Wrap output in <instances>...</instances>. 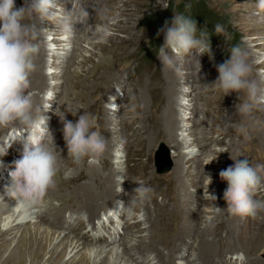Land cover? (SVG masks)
Returning <instances> with one entry per match:
<instances>
[{
	"label": "rangeland",
	"instance_id": "obj_1",
	"mask_svg": "<svg viewBox=\"0 0 264 264\" xmlns=\"http://www.w3.org/2000/svg\"><path fill=\"white\" fill-rule=\"evenodd\" d=\"M188 3L192 7L188 11L184 10L183 13L191 15L196 23L200 24L198 30L205 29L210 33L211 53L200 55L201 58L198 57L199 63L195 58H185L186 76L183 82L182 78L175 76L172 71L162 70L163 65L157 58L156 53L159 43L161 40H164V34L161 33L157 36V31L164 26L168 16L174 17L176 10L178 8H185V4ZM256 3L257 0H105L104 5L100 7V10H97L94 19L90 17L91 14L86 15L85 12L82 14L81 17H84V21L79 25V34H76L81 38L83 34L88 33L89 26L93 28L96 26H107L109 29L108 34L95 35L96 31H91L89 34L91 37H97L93 41L98 45L93 48V45L90 44L91 41H85V38L82 39L81 45L76 46L80 51H77L75 47L77 53L76 56L72 57L73 64H70L71 55L66 58L65 53L71 52L74 45L72 44L71 49H67L64 46L59 30V20L56 18H53L52 21L45 19L32 32V38H35V35L41 32L44 35L43 43L49 46L48 57L46 58L47 62L44 67L37 70L48 75L54 73V76H50L52 80L48 81V85L43 86L42 84L38 86L34 83L33 74L35 72L33 71L30 76L28 91L35 92L38 88L51 90V87L54 86L52 91L54 98L49 102L52 107L48 111L52 124L51 132L55 130L56 124L61 121L60 117L64 115L68 121L76 122L79 115H82L83 112L92 114L97 122L94 130L101 132L103 137L108 134L106 126L109 120H114L115 123H120V120H122V125L119 126L120 129L118 130L119 135L112 136L113 142L111 143L113 145L111 148L117 152L121 145L119 144L116 147V142L122 138V134L124 135L125 141L122 146V153L118 155V158L113 159L117 166L116 176L119 179L118 184L120 183L119 186L118 184L116 185L113 195L116 192L121 193L119 191L122 188L123 192L121 195L122 197L124 196L123 201H129L125 197L128 190L124 184L125 169L130 171L128 182L132 183L133 187L139 186L137 182L150 186L153 189L151 196L154 193V189L159 191L160 194L178 191V194L177 192L172 194L176 195L179 199L176 210L181 208L184 212L188 209L189 216H187L188 214L180 215L181 217L172 216L177 211L172 214L161 211L160 215L162 217L159 219L160 221L157 220L158 224H162L163 218L168 217L166 225L163 226L173 228V225H177L175 230L178 229L180 232L185 229V236L190 237L189 244L196 245V255L202 253L201 249L205 248V246L200 247V240L206 236L208 240L207 247L211 244L213 248L210 249L211 251L208 250L210 252L205 255L204 259L219 256L222 253L214 241L212 239L209 241L210 239H208V237H211L221 229V224L231 229L239 225L238 233L248 236V239L245 241L246 248L241 247L245 252H249L246 251L247 249L254 248L259 235L264 232V213H261L255 219L251 217H233L225 210L227 208L226 201H220L219 198V172L225 168L228 152L231 151V145H234L235 158L240 160L247 159L252 166L264 165V129L262 124L256 123L257 119L254 116V112L259 111V117L264 120V112L261 111L263 105L258 106L250 117L242 119L236 113L234 114L232 110L236 109L235 106L241 101L247 99L244 91L240 93L232 92L225 96L221 91L214 88L210 89L207 93L203 92L204 84L213 85L216 82L219 75L217 66L230 58L228 49L234 45H239L248 53L247 59L252 69L249 79L255 80L261 88H264V13H261L259 16L255 14ZM196 4L203 5L211 15H208L203 20L205 13L203 10H196L194 8ZM15 5H17V8L22 7L24 0H15ZM26 23H33V21H26ZM217 23L224 25L227 32L226 37L220 35L211 36V32L215 34V24ZM169 26H171V23H169ZM33 40L35 42V39ZM53 41L55 43H62V46L58 48L52 45ZM40 43L42 42L40 41ZM57 51L64 54L52 56ZM82 55L85 57L91 55V62H87L84 66L81 65L83 60ZM54 59L60 62L66 59L69 62L67 63L68 67L70 66V73L67 76V87L59 85L61 79L57 77V74H62L63 72L59 70L60 68L53 69L51 67ZM59 66H62V64L59 63ZM133 68L137 69V77L131 81L125 75L127 72H131ZM193 69L200 71V74L198 75L195 72L187 74ZM160 71H163V74ZM189 77H191L190 80L188 79ZM65 79L64 77L62 81ZM90 82H92V85ZM199 83L202 84L201 90L195 88ZM88 88L91 89L87 90ZM199 92H201L202 100L199 104H196L195 100L190 99V95L193 93L198 95ZM112 98L115 99V102L112 101ZM188 101L194 105L193 109L188 110V107L184 108ZM60 105L63 106L64 112L58 110ZM171 109L174 113H178L179 139L181 140L184 136H187L189 142L181 146L182 149L173 147V142L168 133L170 127H173L170 118L173 113ZM72 111H77V115L73 116ZM108 113L110 115H106ZM204 114L207 115V124L202 137L207 139V141L210 140L209 145L205 147L209 149L206 150L205 148L200 149L198 147L206 141H202L201 139L196 140V133L200 128L197 129L195 124L189 122V117L195 119V115H202L200 118H203ZM107 117H109V120ZM238 119L240 122H234V120L238 121ZM227 122L229 123L226 125ZM59 139L62 140L58 145L57 151L60 148H64L63 150L66 152L65 167L57 176L58 180L63 173L61 176L62 181L57 183V187H55L60 188V192H56L55 188L52 189L53 191L49 190V192L65 196L76 187V183L68 180L71 176L70 174L73 173L71 169L76 165L68 157L63 132L56 137V140ZM190 144L192 145L190 146ZM164 147L168 148L172 164H174V160L176 159L178 165L176 170H173L174 166H172V169L168 173L161 175L156 174V171L162 173L165 167L161 166L162 162L160 160V167L164 168L158 170L156 156ZM112 149L111 151H113ZM193 149H196L197 154L189 155V152ZM104 153L99 159H102L103 163L111 165L110 158L104 155ZM205 165H213L210 171L213 175L203 178L204 180L202 179V182L197 186L199 168ZM90 167L92 166L83 163L76 167V172L85 175L86 170L90 169ZM261 175L264 176V171H261ZM119 176L123 177L122 181ZM8 181L10 183V180ZM62 182L71 183L66 184L68 187H62ZM80 184L87 185L89 183L86 180ZM5 185L7 184H0V186ZM49 192L48 194H51ZM208 193L209 195H215L217 199L213 201ZM263 193L264 189L262 194L256 192L255 198L264 200ZM155 196L156 193H154ZM84 199L75 197L76 205L78 201L82 202ZM149 202H151V199L144 202L136 201L135 204H128L134 211L135 206H144ZM154 207L150 206V208H153L151 209L153 212L161 210ZM217 208H220V210L218 211ZM71 210L80 213L77 209L72 208ZM194 219L197 220L193 221ZM10 222L11 214L0 216V235L4 234L1 238L6 235L8 238L5 242L6 247L3 254L24 241L22 239L25 235L19 230L16 232L12 231L11 234L10 232L6 233ZM24 226H31V223H26ZM46 227L48 226L46 225ZM55 227L60 228L59 230L65 228L63 225H55ZM70 230L84 241L92 243L87 240L86 235L81 234L76 229L70 228ZM178 230L176 236L178 235L179 239V234L182 232L180 233ZM135 235L130 234V236H125L124 239L126 241L128 238L134 239V241L139 240L133 237ZM156 238L163 239L161 235L156 233L150 237L148 241L149 246L147 245V247H152ZM259 239L264 241V236L261 235ZM123 240L122 242H124ZM122 242L110 245L109 248H119ZM150 242L153 243L150 244ZM240 244H242V240H240ZM10 245L11 247H9ZM60 245H62V242ZM65 247L68 252L66 259H69L74 253H71L67 246ZM227 248L228 250L226 251L232 249V247ZM255 249H259V247L256 246ZM203 251L206 252V249H203ZM222 262L224 261L219 263L223 264Z\"/></svg>",
	"mask_w": 264,
	"mask_h": 264
},
{
	"label": "clouds",
	"instance_id": "obj_2",
	"mask_svg": "<svg viewBox=\"0 0 264 264\" xmlns=\"http://www.w3.org/2000/svg\"><path fill=\"white\" fill-rule=\"evenodd\" d=\"M191 7L190 3L185 4V11ZM255 7L256 15L264 13V0H257ZM37 18L40 22L45 19L52 21L53 18L59 20L64 46L71 49L75 36L73 11L61 9L58 0H24V5L19 8L15 0H0V128L13 129V135L0 144V156L7 154L15 142L23 145L21 158L14 162V170L9 172L10 183L4 186V193L15 199V208L28 216L39 210L42 197L56 187L61 158L60 152L58 156L55 151L53 134L48 126L49 117L44 115L52 105H37L33 94L28 91L31 73L36 68L34 60L39 52V44L32 39L36 25L26 21ZM89 28L93 31L91 26ZM97 30L103 34L109 31L107 26H96L93 32ZM161 33L164 34V44L158 48L156 56L163 65L162 70L172 71L184 82L185 58L192 56L197 59L205 53L210 54V33L205 29L198 30L191 15L180 12L174 15L171 26L165 21L157 36ZM215 34L226 37L224 25L215 24ZM228 51L230 58L217 66L219 75L216 82L213 85L204 84L203 92L214 88L225 96L244 91L247 99L235 107L237 115L245 119L258 106L264 105V88L249 79L252 69L247 59L248 53L239 45L231 46ZM77 111H72V115H77ZM60 120L68 157L73 164L98 165L107 141L101 132L94 130L97 123L95 117L83 112L76 122L68 121L65 115ZM192 154H197L196 149L192 150ZM232 160L234 166L219 172L220 179L227 183L223 193L227 203L225 210L233 217L255 219L264 213V200L255 198L256 190L264 184V176L261 175L264 165L252 166L247 159ZM120 179L122 181L123 177ZM137 183L139 186L133 190L130 201L135 203L150 199L153 189ZM209 197L213 201L217 199L215 195Z\"/></svg>",
	"mask_w": 264,
	"mask_h": 264
},
{
	"label": "bare ground",
	"instance_id": "obj_3",
	"mask_svg": "<svg viewBox=\"0 0 264 264\" xmlns=\"http://www.w3.org/2000/svg\"><path fill=\"white\" fill-rule=\"evenodd\" d=\"M33 23L37 27L40 24V20L37 18L35 21H33ZM92 29L94 31L95 27L94 28L92 27ZM91 31L92 30L89 29L88 33L83 34V36L81 38H79V36L75 33L74 39L72 41V44L74 45V47H73L71 52L68 51V52L65 53V57L66 58L71 55V60H70L71 63L70 64H73L72 63L73 62L72 61V59H73L72 57L76 56V53L79 50L76 46H80L81 45L80 42L82 41V39L85 38V41H89V42L91 41L90 44L93 45V48H94V46L96 47L98 45L97 43H94V41H93L97 37H95V38L91 37V35L89 34ZM95 35H104V34L101 33L99 30H97L95 32ZM32 39H35V42L39 44V52L36 55L35 60H34L36 68L34 70L35 73L33 74L34 75L33 76V80H34V83L37 84L38 86H41L42 84H43V86H46V85H48V81L52 80L50 76H54L53 75L54 73L51 74V75H48V74H44L42 71H38L37 69H41L46 64V62H47L46 58L48 57V51H49L48 47L49 46H48V44H46V43L44 44L43 43L44 35L41 32L40 33L38 32L35 35V38H32ZM40 41L42 43H40ZM61 44L62 43H58V42L55 43L54 41L52 42V45H55L58 48L62 46ZM75 47L77 48V51H75ZM58 54L63 55L64 53H61V52L57 51L56 53H53L52 56H54V55L57 56ZM82 57H83V60H82V64L81 65L84 66L87 62H91V59H92L91 55L90 56H86V57L82 55ZM59 63L62 64V66H59ZM67 63H69V62H67L66 59H65V61H62V62L56 61L54 59L53 60V64L51 65V67L53 69H56V68L59 69L60 68L59 70H61V72H63L62 74H57V77L61 79V83H59V85L61 87H64V86L67 87V84H68L67 83V80H68L67 76L70 73V66L68 67ZM83 66H82V68H83ZM191 72L192 73L195 72L198 75L200 74V71H198L196 69H193V70L189 71L187 74H189ZM100 76H102V75H100ZM64 77L66 79L62 81V79H64ZM88 78H91V77H88ZM190 78L191 77H189L188 79L190 80ZM193 80H194V78H193ZM90 84L92 85V82H90ZM91 88H88L87 90H90ZM195 88H197L198 90H201L202 89V84L201 83L197 84V86ZM53 89H54V86L51 87V90H49V91H53ZM68 97H69V95H68ZM190 97H191L190 98L191 100L192 99L195 100L196 104H199L201 102V100H202L201 99V92H199L198 95H195V93H193V94L190 95ZM63 106H64V104H63ZM63 106L60 105V108H58V110H62L63 111ZM186 107H188V110H190V109L194 108V105L192 104V102L188 101L185 104L184 108H186ZM88 109H89V107H88ZM261 111L264 112V105L262 106ZM261 111H260V113H262ZM232 112L235 114L236 113V109L232 110ZM258 112L259 111L254 112V116L257 119L256 123L257 124H262L263 125V129H264V120H263V118L259 117ZM106 115H110V114L108 113ZM171 116L172 117H170V118H171V121L173 123V127H170L168 133H169V136L171 138V141L173 142L172 143L173 147H177L178 149H180L181 146L186 145L189 142L187 140V136H184L181 140L179 139V135H178V127H179L178 113H174V111H173ZM200 117H202V115L201 116L195 115L194 116L195 119H191L189 117V122H191L192 124H195L197 126V129L200 128V130L198 129V131L196 133V140H200L201 139L202 141H206L203 144H201L200 146H198L201 149V148H205L207 145H209L210 140L207 141V139L202 137L203 134H204L203 133L204 130H206V124H207L206 123V118H207V115L204 114L203 118H200ZM233 118H235V117H233ZM107 119L109 120V117H107ZM234 122L238 123L240 121L238 119V121L234 120ZM107 123L108 124H107L106 127L108 129L107 130L108 134L105 135L106 138L104 137L105 140L107 141V146H106V150H105L104 155L108 156L110 159L113 160L115 158H118V155L122 153V146L124 145L125 137L122 134V138L116 142V147H118L119 144L121 146L119 147L118 151L115 152V150H113L111 148V146H113V145H111V143L113 142L112 141V136H118L119 135L118 134L119 133L118 130L120 129L119 126L122 125V120H120V123H115L114 120H112V121L109 120V122H107ZM62 128H63V125H62V123L60 121V122H58L56 124L55 130L52 132L53 139H54V145L56 147L55 151H57V147H58L60 141L62 140V139L56 140V137H58L59 134L62 132ZM113 130H115V131L112 132ZM121 130H122V128H121ZM191 145L192 144H190V146ZM110 148L113 151H111ZM230 148H231V151L228 152L227 160H226V164H225V168L224 169H226L229 166H233L234 161L232 159H236L235 155H234V145H231ZM190 154H192V151L189 152V155ZM68 161H69V159H68ZM177 165H178V163L176 162V159H175L174 160V169L173 170H176ZM77 166L78 165L74 166L73 168L71 167L72 168L71 171L73 173H71L70 175L78 173V172L75 171ZM212 168H213V165H209V166L205 165V166H201L199 168V176L197 177L198 178L197 186H199V183L202 182L203 178H205L206 176H212L213 175L210 172L212 170ZM92 175H93V177H96V176L101 177L100 182L97 185L98 188L100 189L99 191H94V189L92 188L95 185L93 180H91L90 184L81 185L80 184L81 181H79V178L75 177V178L72 179V182L76 183V187H74L75 189L74 190H70L65 196H59L60 198H63L62 200H64V199L65 200H71L72 197L68 196V195L71 194V193L76 192V194H75L76 196L75 197H77V198H85L84 201H82V202L78 201L77 205H75V207H74V209L79 210V212H80L79 214H81V215H87L88 212H90V213L94 212V210H96L95 206L98 207L106 199L110 198L112 200L116 196V195H113V192L115 191V187H116V185L119 182L118 181L119 180L118 176H116V172L111 174V175H109V176H102V175H100L99 172L93 170L92 171ZM8 180H10V178ZM67 183H71V182H62L61 186L62 187H68L66 185ZM225 183H226V181H222L220 179V196H219L220 201L224 200L223 193H224V191L227 188V185H225ZM6 184H9V183L6 182ZM124 184H125V187L128 188V190L126 191L127 193L125 192L126 193L125 197H126L127 200L130 201L131 197L133 195V190L137 186L133 187L131 185L132 183H129L128 181H125ZM106 187H108V188H106ZM104 188H106V189H104ZM55 189H56L55 190L56 192L57 191L60 192V188H55ZM109 191H110V193H109ZM50 193L51 194H48V195H55V192L54 193L50 192ZM57 194H59V193H57ZM0 196H3V199H0V216L5 215V214H8V215L11 214V222L9 224V228L6 230V233L10 232V234H11L12 231L16 232V231L19 230V231L23 232L24 235H25L24 238L22 237L23 238L22 240H24L23 243H19V245H15L14 248H12L10 251L6 252L5 254H3V252H4V249L6 247L5 246V242H6V240L8 238L6 237L7 235L4 236L3 238H1V237L4 234L0 235V264H136L135 261L133 260L132 256L130 255V250L134 249L136 247H139V246H146L147 247V245H148V241H145V239L141 236L142 233H139V234L133 236L134 238H138L139 240H135L134 241V239L128 238V240L126 241L124 239L123 241L125 243L122 242L120 244L119 248H109L110 245L112 246L114 244H100L99 245V244L94 243L93 241H92V243H88V242L84 241L83 239H81L80 237H78L77 235H75L73 233V231L70 230L71 227L70 228L68 227V229L71 232L70 233L69 232L66 233L67 231L66 232H64V230L61 231V230H59V228H56L55 225H52L50 227L49 226L46 227L44 222L35 221L33 219L32 215H30V216L24 215L18 208H15L16 204H17L16 200L8 197L4 193V186H0ZM122 199H124V196L122 197ZM130 203H133V202H130ZM133 204H135V203H133ZM132 211H133V209H132ZM149 212L153 213V210L150 209ZM149 212L147 213V211H146V213H145V215H147L146 216L147 220H149V218L152 216V214L150 216ZM157 213H156V215H157ZM153 218L155 219V217H153ZM195 220H197V219H194L193 221H195ZM158 221H160V220H158ZM26 223H31V226H26L25 227L24 225ZM137 224H138V227L141 226V223H137ZM62 225H63V227H65V224H63V223L60 224V226H62ZM20 229H22V230H20ZM181 232H180L181 234H179L180 235L179 239H181L183 237L186 238L187 236H185V233H184V232H186V230L183 229V231H181ZM19 235H20V233H19ZM199 239H201V238H199ZM18 240H19V238H18ZM131 241H134V242H131ZM19 242H20V240H19ZM61 242H62V245H60ZM151 243H153V242H150V244ZM207 243H208V240L206 239V236H204V238H202L200 240V247L202 248L203 246H205V248H203V249H206V252L204 251V257H205V255L209 254V252L211 251L210 249L213 248V245H211V244H210L209 247H207ZM65 246H67L70 249L71 253H74V255L71 258H69V259H66L68 252H67ZM9 247H11V245ZM208 250H210V251H208ZM155 255H157L159 257L160 262L162 264H170L169 263V260H170L169 255H165L164 253H161V252H160V254L155 253ZM46 256H48V258H46ZM204 257L202 256L201 261L203 263H205L206 261H207V263H209L210 261L208 259H204ZM256 263L260 264L258 261Z\"/></svg>",
	"mask_w": 264,
	"mask_h": 264
},
{
	"label": "trees",
	"instance_id": "obj_4",
	"mask_svg": "<svg viewBox=\"0 0 264 264\" xmlns=\"http://www.w3.org/2000/svg\"><path fill=\"white\" fill-rule=\"evenodd\" d=\"M172 1H174V0H172ZM194 8L196 9V10H203L204 11V13H205V18L203 19V20H205L207 17H208V15L210 16L211 14H210V12H208V11H206V9L203 7V5H199V4H196L195 6H194ZM184 10H185V8H178L177 10H176V12H180V13H183L184 12ZM172 19H173V17H171V16H168L167 18H166V20L169 22V23H171V21H172ZM211 20V19H210ZM197 27H198V29L200 28V24H197ZM211 36H216V34H212V32H211ZM162 41V40H161Z\"/></svg>",
	"mask_w": 264,
	"mask_h": 264
},
{
	"label": "water",
	"instance_id": "obj_5",
	"mask_svg": "<svg viewBox=\"0 0 264 264\" xmlns=\"http://www.w3.org/2000/svg\"><path fill=\"white\" fill-rule=\"evenodd\" d=\"M163 151H165V152H167L166 151V149H165V147L163 148ZM167 154H168V152H167ZM158 162H159V160H158ZM164 163L166 164H168V165H165L166 166V168H165V170H164V172H167V171H169L170 170V168H171V164H169V161L168 160H164ZM160 165V164H159Z\"/></svg>",
	"mask_w": 264,
	"mask_h": 264
}]
</instances>
